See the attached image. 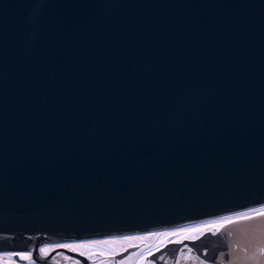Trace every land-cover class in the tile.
<instances>
[{
	"label": "water",
	"instance_id": "obj_1",
	"mask_svg": "<svg viewBox=\"0 0 264 264\" xmlns=\"http://www.w3.org/2000/svg\"><path fill=\"white\" fill-rule=\"evenodd\" d=\"M262 198L264 0H0V253ZM185 243L260 264L264 221Z\"/></svg>",
	"mask_w": 264,
	"mask_h": 264
},
{
	"label": "flooded vegetation",
	"instance_id": "obj_2",
	"mask_svg": "<svg viewBox=\"0 0 264 264\" xmlns=\"http://www.w3.org/2000/svg\"><path fill=\"white\" fill-rule=\"evenodd\" d=\"M219 217H212L208 219L199 220L196 222H192L189 224H184L180 226L160 229V230H153L147 232H166L173 229L179 228H191L195 227V225L202 223L206 220H213ZM217 230L209 229L206 232H213L215 233ZM146 232L140 233H132V234H124L118 236H134L138 234H143ZM203 233V234H204ZM203 234L200 232H195L193 235L196 237H201ZM197 238V239H198ZM176 237H170L165 241V245L160 247L159 242L156 237L148 238L145 242L141 243L139 241H133L132 243L137 245L135 247H128L125 245L124 251H119L117 249L116 254L114 256L107 255L106 252L111 251L113 246L111 245H93L91 246L88 251L91 252V255L86 256L83 255L81 252L74 251L71 248H64V247H51L47 248L46 253L42 254L39 251L40 259L47 262L46 264H120L121 261H124L125 264H142L141 256L144 253L145 249L148 248H158V251H153L151 256L146 257L151 264H201V261L204 260L206 257L204 256L205 249L196 248L188 243H185V240H195V239H184L182 242L184 243H176ZM84 241V240H82ZM90 241V240H88ZM78 241H69L63 243H49V245H63L65 243H73ZM44 246V248H46ZM21 252H31V251H21ZM6 253H16V252H3L0 255H4ZM32 253V252H31ZM13 260V264H43L39 263L34 259L33 254L32 257H20V256H11ZM3 260V259H2ZM1 264H7L6 262H2ZM211 264H224L219 263L211 260Z\"/></svg>",
	"mask_w": 264,
	"mask_h": 264
},
{
	"label": "snow or ice",
	"instance_id": "obj_3",
	"mask_svg": "<svg viewBox=\"0 0 264 264\" xmlns=\"http://www.w3.org/2000/svg\"><path fill=\"white\" fill-rule=\"evenodd\" d=\"M264 199V198H262ZM260 219L264 221V203H259L258 208H249L247 209L246 213H237L233 216H225L221 217L219 220L216 221H209L206 224H203L197 228H179L173 229L166 232H146L143 234H138L134 236H109L103 240H84L78 241L73 243H65L63 245H49L46 248H41V252H45L47 248L51 247H64V248H71L74 251L81 252L83 255L89 256L91 252L88 249L93 245H111V251L106 252L107 255L114 256L116 254L117 249L119 251L125 250V245L128 247H135L137 245L133 244V241H139L141 243L145 242L148 238L156 237L160 247L165 245V241L170 237H176V243H181L184 239H197L195 232H200L201 234L204 231L209 229L212 230H220L225 225L232 224L239 221H251L253 219ZM158 248H148L145 249L144 253L141 256L142 264H151L150 261L146 259V257L151 256L153 251H158ZM207 252V249H205ZM260 253L262 258H264V244L260 247ZM5 255L8 256H20V257H32L31 252H17V253H6ZM11 264V262H9ZM120 264H125L124 261H121ZM201 264H211V260L209 258H205L201 261ZM260 264H264V259L261 260Z\"/></svg>",
	"mask_w": 264,
	"mask_h": 264
},
{
	"label": "rangeland",
	"instance_id": "obj_4",
	"mask_svg": "<svg viewBox=\"0 0 264 264\" xmlns=\"http://www.w3.org/2000/svg\"><path fill=\"white\" fill-rule=\"evenodd\" d=\"M255 208H258V206L257 207H255ZM247 211V210H246ZM246 211H242V212H239V213H246ZM235 214H237V213H234V214H227V215H221V216H216V217H219V218H215V219H213V220H206V221H203L202 223H200V224H197V225H195V227L194 228H197V227H199V226H201V225H203V224H206L207 222H209V221H216V220H219L221 217H225V216H233V215H235ZM191 228H193V227H191ZM105 238H107V237H105ZM105 238H98V239H91V240H103V239H105ZM100 246H104V245H100ZM3 259V260H2ZM6 262L7 264H9V262H11V264H13V260H12V257L11 256H8V255H0V262ZM1 264V263H0ZM17 264V263H16Z\"/></svg>",
	"mask_w": 264,
	"mask_h": 264
},
{
	"label": "bare ground",
	"instance_id": "obj_5",
	"mask_svg": "<svg viewBox=\"0 0 264 264\" xmlns=\"http://www.w3.org/2000/svg\"><path fill=\"white\" fill-rule=\"evenodd\" d=\"M44 246H46V244H43L41 247H40V249L41 248H44ZM40 249H39V251H40ZM41 252V251H40ZM42 254H45L46 253V251L45 252H41Z\"/></svg>",
	"mask_w": 264,
	"mask_h": 264
}]
</instances>
